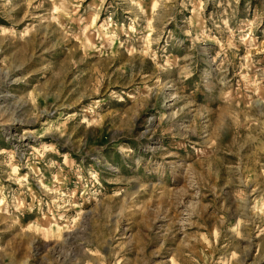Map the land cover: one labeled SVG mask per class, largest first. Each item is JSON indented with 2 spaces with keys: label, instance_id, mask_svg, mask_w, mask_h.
Returning a JSON list of instances; mask_svg holds the SVG:
<instances>
[{
  "label": "rangeland",
  "instance_id": "374dc122",
  "mask_svg": "<svg viewBox=\"0 0 264 264\" xmlns=\"http://www.w3.org/2000/svg\"><path fill=\"white\" fill-rule=\"evenodd\" d=\"M0 264H264V0H0Z\"/></svg>",
  "mask_w": 264,
  "mask_h": 264
}]
</instances>
